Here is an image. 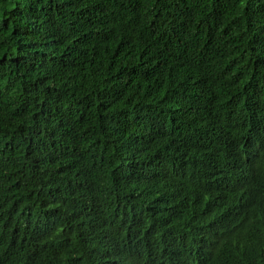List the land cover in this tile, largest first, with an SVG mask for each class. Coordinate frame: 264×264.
<instances>
[{"label": "trees", "instance_id": "obj_1", "mask_svg": "<svg viewBox=\"0 0 264 264\" xmlns=\"http://www.w3.org/2000/svg\"><path fill=\"white\" fill-rule=\"evenodd\" d=\"M0 264H264V0H0Z\"/></svg>", "mask_w": 264, "mask_h": 264}, {"label": "bare ground", "instance_id": "obj_2", "mask_svg": "<svg viewBox=\"0 0 264 264\" xmlns=\"http://www.w3.org/2000/svg\"><path fill=\"white\" fill-rule=\"evenodd\" d=\"M261 59V58H260ZM250 71V70H249Z\"/></svg>", "mask_w": 264, "mask_h": 264}]
</instances>
